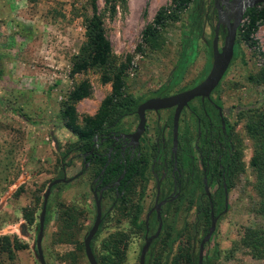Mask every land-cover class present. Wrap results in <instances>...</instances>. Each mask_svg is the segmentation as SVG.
Instances as JSON below:
<instances>
[{
  "label": "rangeland",
  "instance_id": "1",
  "mask_svg": "<svg viewBox=\"0 0 264 264\" xmlns=\"http://www.w3.org/2000/svg\"><path fill=\"white\" fill-rule=\"evenodd\" d=\"M105 1L97 0V4L112 47L111 62L118 66L131 56L123 92L126 99L142 100L171 83L169 94L177 93L206 77L212 64L216 25L210 0H194L161 31L159 48H144L142 52L136 50L141 32L168 0H126L122 5L117 3L113 15ZM89 15V0H0V264H40L36 242L45 190L60 176L70 178L81 170V158L70 153L77 138L61 120L68 93L84 80L92 85V95L75 105L82 119L94 115L111 91L110 84L101 82L102 70L92 68L69 77L73 59L85 40L84 18ZM224 37L220 29L219 47ZM254 39L256 47L236 36L232 62L214 91L233 125L235 167L230 209L204 246L203 264H264L251 255L243 240L246 229L264 226L250 167L254 142L245 128L252 110L257 115L264 112V86L248 79L264 66V58L258 54L264 53V24ZM79 180L78 184L83 182ZM88 184L86 180L85 189ZM72 194L76 195V205L81 203L82 190H73L70 183L56 185L48 198L41 243L46 264H89L83 247L92 219L88 212L75 243L62 244L55 239L58 209L61 205L70 208ZM26 217H33V221L29 223ZM208 223L203 219L202 236ZM114 233L101 230L96 234L92 243L96 254L102 253L104 241ZM201 234L196 239L188 232L172 249L162 235L146 252L145 264L171 263L189 252L198 256ZM4 237L11 243L18 241L23 248L12 255L2 253ZM128 245L123 264H139L143 240L135 238Z\"/></svg>",
  "mask_w": 264,
  "mask_h": 264
},
{
  "label": "flooded vegetation",
  "instance_id": "2",
  "mask_svg": "<svg viewBox=\"0 0 264 264\" xmlns=\"http://www.w3.org/2000/svg\"><path fill=\"white\" fill-rule=\"evenodd\" d=\"M216 1L228 23L238 19L245 5L253 6L242 12L243 19L248 9L264 7V1L210 0L216 24ZM220 29L226 34L224 24ZM194 86L173 94L157 89L138 100L134 112L95 135L89 152L81 153L77 146L72 147L73 157L81 158V170L70 177V184L73 190H82V197L79 196L81 203L76 205V195L72 194L70 209L73 214L77 210L82 212L81 221L87 212L92 217L87 234L96 221L98 202L101 215L97 233L109 230L125 235L126 248L129 240L142 239V248L149 242L147 251L162 235L172 248L188 232L197 239L198 233L203 232L205 218L209 220L206 235L212 218L217 226L228 213L235 167L233 125L221 101L214 96L216 89L209 99L195 98L181 110L176 139V106L146 110L141 136L131 137L140 123L137 109L142 103L176 95ZM108 167L110 170L106 171ZM79 179L83 180L80 184ZM86 180H89L87 189ZM204 236L200 235V242Z\"/></svg>",
  "mask_w": 264,
  "mask_h": 264
},
{
  "label": "trees",
  "instance_id": "3",
  "mask_svg": "<svg viewBox=\"0 0 264 264\" xmlns=\"http://www.w3.org/2000/svg\"><path fill=\"white\" fill-rule=\"evenodd\" d=\"M194 0H168L167 4L160 7L153 20L146 24L141 32V42L136 50L142 52L144 48L158 49L161 44V31L170 21L178 19L181 11L186 10ZM126 0H106V8L110 15L116 11L117 3L124 4ZM91 15L84 18L85 40L79 48L78 54L74 57L69 77L85 73L89 69H99L103 71L101 82L110 84V93L101 101L98 110L94 115L84 116L79 119L76 110L77 102L92 95L93 89L89 81L84 80L74 86L68 93L66 100L62 104L61 120L64 128L72 133L76 138V145L79 152L87 153L93 146L95 135L103 132L107 125L119 122L125 115L134 112L139 101H132L124 97L125 77L130 68L131 56L128 55L124 62L118 66L111 62L112 47L106 36L102 18L99 14L97 0H89ZM264 24V7L248 9L243 22L238 28L237 36L240 40L256 47L254 39L259 27ZM214 34V33H213ZM235 48V47H234ZM264 58V53H258ZM174 71L173 75H175ZM3 77V69L0 67V79ZM248 79L257 86H264V66L257 75H250ZM172 83L161 88V92L168 93L172 88ZM250 113L246 123V132L254 142V154L250 161L255 176V190L259 196L258 214L264 220V112L257 115V112ZM101 164L104 159L100 160ZM108 167L106 171H109ZM64 176H60L62 178ZM54 188V187H53ZM52 188V189H53ZM58 227L55 234L58 243H75L81 231L80 216L82 212L72 213L70 208L61 205L58 209ZM27 218V217H26ZM28 222L33 221V217L27 218ZM244 244L250 249L254 258L264 260V226L246 229L244 233ZM4 244L1 247L2 253L9 255L13 251L22 249L18 241L11 243L9 238H2ZM126 236L114 233L104 241L102 253L94 256L98 264H123L125 260ZM173 243V242H172ZM172 249L171 244H167ZM198 256L190 252L180 254L178 259L174 258L171 263L164 264H197Z\"/></svg>",
  "mask_w": 264,
  "mask_h": 264
},
{
  "label": "water",
  "instance_id": "4",
  "mask_svg": "<svg viewBox=\"0 0 264 264\" xmlns=\"http://www.w3.org/2000/svg\"><path fill=\"white\" fill-rule=\"evenodd\" d=\"M263 1L264 0H255V3H261ZM215 5L217 7L218 22L215 26L214 35L211 43L212 64L208 74L199 84H197L196 86H194L189 90L168 97L149 99L144 103H142L137 109V114L139 116L140 123L138 125L136 133L132 134L131 137L136 138L141 136L144 129V123H145L144 113L146 110L168 109L176 106V113L174 116V131H175L174 133L176 139L177 121L181 110L186 106H188V103L195 98H201L202 100L205 98L209 99L210 94L218 87L219 83L225 76L234 56V47H235L237 31L241 23L243 22L242 12L245 11L247 7H252L253 5L250 4L243 6L242 9L240 10L238 19L234 23H228L227 20H225V14L222 11V9L218 6L217 1L215 2ZM221 24H224L226 26V34L224 37L222 47H219V29ZM69 183H70V178H66V176L59 179H55L48 184L45 193L43 195V203H42V209L39 219L38 238L36 242V249L40 264H46L43 257L41 243L43 239L48 198L50 196L53 187L59 184H69ZM100 215H101L100 205L98 202L96 221L84 240V251L89 264H98L94 256V253L92 251L91 241L98 231V227L100 224ZM215 229H216V219L212 218L208 232L203 237L199 245L198 264H203L204 246L211 239ZM148 247H149V242H147L141 250L139 257V264H145V256Z\"/></svg>",
  "mask_w": 264,
  "mask_h": 264
}]
</instances>
